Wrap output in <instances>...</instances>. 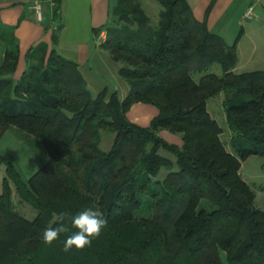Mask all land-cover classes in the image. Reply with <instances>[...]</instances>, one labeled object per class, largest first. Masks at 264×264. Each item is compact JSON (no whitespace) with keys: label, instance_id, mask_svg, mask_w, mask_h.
Wrapping results in <instances>:
<instances>
[{"label":"trees","instance_id":"1","mask_svg":"<svg viewBox=\"0 0 264 264\" xmlns=\"http://www.w3.org/2000/svg\"><path fill=\"white\" fill-rule=\"evenodd\" d=\"M155 1L162 7L157 22L140 0H117L118 22L95 29L106 30L101 47L122 64L123 99L92 93L77 63L44 43L26 53L27 68L13 81L17 47L7 43L0 138L13 129L46 160L23 180L0 154V264H223L222 255L228 264H264V210L237 172L240 160L264 157V70L234 71L241 30L229 44L194 18L187 0ZM58 8L55 0L54 13ZM220 93L232 152L206 107ZM138 102L158 109L147 127L126 116ZM161 130L182 133V146L159 136ZM101 131L113 133L107 151ZM161 167L167 173L159 179ZM10 184L35 209L33 219L15 209ZM93 205L107 225L90 247L63 251L77 231L70 222L68 233L43 241L58 213Z\"/></svg>","mask_w":264,"mask_h":264},{"label":"crops","instance_id":"2","mask_svg":"<svg viewBox=\"0 0 264 264\" xmlns=\"http://www.w3.org/2000/svg\"><path fill=\"white\" fill-rule=\"evenodd\" d=\"M187 2L194 18L198 21L205 20L207 28L222 37L221 32L225 29L219 27L218 23L229 19L241 21L245 7L251 5L245 6V2L241 3V0ZM36 3L40 5V17L34 8ZM54 4L55 0H0V65L4 60L7 43L12 40L11 46L17 47V64L9 77L17 81L28 65L26 53L44 43L48 51L55 49L63 57L77 63L78 70L92 93L104 90L105 100H108L116 92L119 99H123L128 93V84L119 74L122 64L114 60L101 45L96 44L95 34V29L117 22L113 14L117 0H59L57 13L53 11ZM142 7L144 8V4ZM55 31L57 41H53ZM239 56L240 46L237 45L234 71L246 72L240 69L248 59L243 61ZM157 113L155 105L138 102L129 108L126 116L129 121L147 127ZM160 134L168 141L176 143L178 140L177 136L170 135L166 130L160 131ZM223 257L224 255L222 260Z\"/></svg>","mask_w":264,"mask_h":264},{"label":"rangeland","instance_id":"3","mask_svg":"<svg viewBox=\"0 0 264 264\" xmlns=\"http://www.w3.org/2000/svg\"><path fill=\"white\" fill-rule=\"evenodd\" d=\"M140 2L141 7L144 4V8H142L150 17L151 22H157L159 12L162 9L160 4L155 0H140ZM242 2H245V6L251 4L254 7L256 16L250 19L243 18L241 21L229 19L228 21L218 23V26L224 27L225 31L221 29V33H223L225 41L229 44L234 42L237 35L239 34V31L241 30L240 38L238 39L236 46H240L239 58L243 61L246 59L248 60L242 63L243 68L242 70L240 69V71H251L255 70L254 68L264 70V0H241V3ZM211 70L219 74L221 73L220 66L217 64L212 65ZM206 107L208 112L210 111V115L213 116L223 128V131L220 134V140L225 145L226 150L228 152H232L230 146L231 132L227 129L225 124L223 94L220 93L210 97L207 100ZM168 132L170 135L177 136L178 140L176 143L166 140L160 134V131L158 134L169 143L181 147L183 144L182 133ZM100 133V148L104 151H107L111 146L113 133L109 131H101ZM173 136L170 137L172 138ZM159 153L170 157L172 160L174 159V156L169 152L160 150ZM0 154L11 161L23 180L29 178L34 173V171L46 160L45 157L38 153V146H33L25 139L19 138L18 134H16V131L13 129L6 130L1 136ZM239 162L240 165L237 171L238 175L251 187L255 193L254 206L264 210V157L251 155L244 160H240ZM63 173L67 185L70 186L72 179L67 175V173ZM166 173L167 170L164 167H161L157 174V178L161 179L166 175ZM4 176L5 164L1 163L0 191L2 190V181ZM10 186L15 209L26 218L33 219L36 215L35 209L28 202L20 199L13 184H10ZM223 262V264H228L225 257H223Z\"/></svg>","mask_w":264,"mask_h":264},{"label":"clouds","instance_id":"4","mask_svg":"<svg viewBox=\"0 0 264 264\" xmlns=\"http://www.w3.org/2000/svg\"><path fill=\"white\" fill-rule=\"evenodd\" d=\"M56 226L46 227L43 230L42 239L47 244H52L58 240L61 234L70 231L71 227L77 229L71 235H68L64 243V252H70L73 247L77 250H83L90 247L92 241L101 235L102 230L107 225V219L98 206L87 207L75 215L69 212L61 211L55 217Z\"/></svg>","mask_w":264,"mask_h":264},{"label":"built area","instance_id":"5","mask_svg":"<svg viewBox=\"0 0 264 264\" xmlns=\"http://www.w3.org/2000/svg\"><path fill=\"white\" fill-rule=\"evenodd\" d=\"M34 8L36 10L37 16L40 17V10L41 9H40L39 3H36L34 5ZM255 16H256V13H255L254 7L252 5L248 6L243 12L244 18L250 19V18L255 17ZM105 38H106V30L102 29L96 37V44L101 45L104 42Z\"/></svg>","mask_w":264,"mask_h":264}]
</instances>
